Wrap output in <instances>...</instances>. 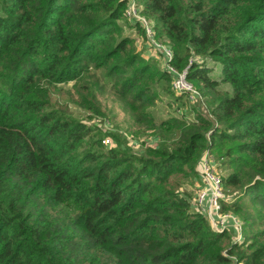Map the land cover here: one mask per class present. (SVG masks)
<instances>
[{
	"label": "trees",
	"instance_id": "trees-1",
	"mask_svg": "<svg viewBox=\"0 0 264 264\" xmlns=\"http://www.w3.org/2000/svg\"><path fill=\"white\" fill-rule=\"evenodd\" d=\"M126 7L0 0V264H264V0L144 2L170 63L211 113L193 105L159 121V94L180 97L126 33L143 34ZM72 82L79 107L105 116L97 91L109 85L131 133L163 127L175 138L135 151L112 132L108 146L101 126L53 99ZM206 148L229 169L222 207L242 219V242L215 231L177 181L198 175Z\"/></svg>",
	"mask_w": 264,
	"mask_h": 264
},
{
	"label": "built area",
	"instance_id": "built-area-1",
	"mask_svg": "<svg viewBox=\"0 0 264 264\" xmlns=\"http://www.w3.org/2000/svg\"><path fill=\"white\" fill-rule=\"evenodd\" d=\"M126 1V18L131 22L140 24L144 32L143 40L160 54L164 70L171 76L173 91L178 94H184L188 100L194 103L198 111L211 117L210 109L204 102L202 93L186 80L185 71H179L170 63L174 56L173 49L169 44L161 42L156 37L155 24L144 13V7L137 0ZM106 143H110V139H106ZM129 144L131 145L130 141ZM135 144L133 143L132 146L136 147ZM197 170L202 183L195 187L192 197L194 209L209 220L215 231L228 229L232 232L233 241L242 242L241 228L243 221L238 215L224 210L222 207V201L226 200L228 196L224 192L219 160L209 148L202 152ZM229 264H244V262L232 255L230 256Z\"/></svg>",
	"mask_w": 264,
	"mask_h": 264
},
{
	"label": "rangeland",
	"instance_id": "rangeland-1",
	"mask_svg": "<svg viewBox=\"0 0 264 264\" xmlns=\"http://www.w3.org/2000/svg\"><path fill=\"white\" fill-rule=\"evenodd\" d=\"M137 1L142 6H143L144 2H146V0H137ZM126 33H129V34L132 33L133 36L136 35L135 37L137 39L138 49L143 52V55L147 59L151 58L152 61L157 63V65H158L157 67H159V69L164 70L163 64L161 63L160 54L157 51H155L149 44H147V42L145 40H143L144 32H143V34H140L138 32V28L131 26L126 30ZM138 33L140 34V36L138 35ZM152 57H154V58H152ZM88 82H89V84H91V81L88 80ZM170 83H171V81H170ZM73 85H74V82H72L68 85H63V86H61L62 90H59V88H57V89L53 88V91H54L53 92V99L58 100L62 103L68 104V106L71 109V112L76 117L82 118V119L88 121V123H91V124L95 123V124H98L99 126H101L103 131H106L109 133L104 139L105 144H107L108 146H116L118 144L116 138L113 135H111L112 132H119V133L123 134L124 137H127V139L131 142V145L128 142V144L130 146H132L133 143H136L135 144L136 147L132 146L135 151H139L140 149H142V147H143L142 144H143L144 140H146L148 143H151V145H157L160 138L165 139V140H171V139L175 138L174 137L175 136L174 130L164 129L163 127H157L153 131H150L149 133H147L145 135H138V134L131 133L129 131L130 125L132 123L131 115H130L129 111L123 107V104L119 100L118 96L116 95V93H114L110 89L109 85H107L106 91H104V92H101L99 90L97 91L100 105L102 107V110L106 114L105 116L94 114L91 111H88L82 107H79L78 105L74 104L70 100L71 96L68 93L69 89L72 92H75ZM171 87H172V85H171ZM222 88L223 89H230V87L228 85H223ZM174 95L175 96L178 95L180 98H177L176 101H174L175 100L174 98L171 99V97L164 92H161V94H159L157 101H156V104L150 108L151 113L155 116L157 121L167 119L168 117H170L171 113L175 109H176V111H177V109L181 111L180 116H182V117L187 116L188 111L194 105V103L191 102L190 100H188L184 94H178V93L174 92ZM206 101H207L206 97L204 96V102L207 103ZM170 103L173 104V106ZM106 139H110V143H106ZM140 144H141V146H140ZM144 145H146V143H144ZM211 151L217 156V153L215 150L212 149ZM220 165L221 166H219V170H220V173H221L222 178H223V176L226 175V173L229 171V169L227 168V166L225 167V169H223L222 164H220ZM199 177H200V175H199V171H198L197 176H190L188 178L179 177L178 180L177 179L176 180L182 183L181 187L186 186L188 188V190L191 193H193V195H194V192H195V186L194 185L196 183L200 184L198 182ZM174 181H175V179H174Z\"/></svg>",
	"mask_w": 264,
	"mask_h": 264
},
{
	"label": "crops",
	"instance_id": "crops-1",
	"mask_svg": "<svg viewBox=\"0 0 264 264\" xmlns=\"http://www.w3.org/2000/svg\"><path fill=\"white\" fill-rule=\"evenodd\" d=\"M161 63H162V62H161ZM198 182H199L200 184L202 183V181H201V177H199ZM200 184L196 183L194 186L196 187V186H199Z\"/></svg>",
	"mask_w": 264,
	"mask_h": 264
}]
</instances>
